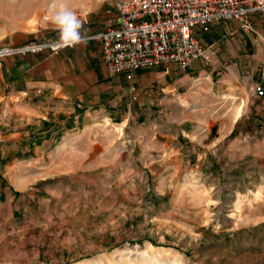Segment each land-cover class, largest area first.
Returning <instances> with one entry per match:
<instances>
[{
  "label": "rangeland",
  "instance_id": "374dc122",
  "mask_svg": "<svg viewBox=\"0 0 264 264\" xmlns=\"http://www.w3.org/2000/svg\"><path fill=\"white\" fill-rule=\"evenodd\" d=\"M67 2L79 19L109 4ZM49 3L0 0V106L32 98L8 84L22 58L57 53L19 52L58 41ZM156 109L166 156L132 127L119 140L92 128V159L82 142L58 155L0 137V264H264V126L208 89L182 111Z\"/></svg>",
  "mask_w": 264,
  "mask_h": 264
},
{
  "label": "crops",
  "instance_id": "0c3cea01",
  "mask_svg": "<svg viewBox=\"0 0 264 264\" xmlns=\"http://www.w3.org/2000/svg\"><path fill=\"white\" fill-rule=\"evenodd\" d=\"M86 20L82 29L90 37L86 45L21 59L19 73L8 84L26 90L32 98L11 103L18 93L3 95L0 137L22 135L17 140L21 144H36L37 149L51 144L58 155L76 151L82 142L89 146L84 156L92 159L93 149L99 153L95 141H91L92 128L99 126L105 130L106 126H112L119 140L132 127L151 139V143H161L159 149L166 156L168 151L171 154L172 138L162 134L166 139L158 142L157 137L165 126L151 121L160 112L156 107L163 106L168 112L182 111L189 100L197 101L206 89L220 103L231 100L237 103L264 126V96L257 97L253 92L257 83L264 90V13L252 15L253 32L245 31L236 21H229L218 22L208 33L198 34L201 44L213 50L208 66L193 61L184 72L174 66L158 67L139 71L130 81L123 75L108 72L100 44L91 39L94 34L117 25L110 4L90 9ZM32 99L35 103H30ZM100 114L107 116L105 126L87 119ZM141 115L147 122L136 124L134 120ZM51 116L57 117L49 120ZM58 137L60 140L56 142ZM62 145L67 147L64 149ZM74 145L77 148H72Z\"/></svg>",
  "mask_w": 264,
  "mask_h": 264
},
{
  "label": "built area",
  "instance_id": "2783aa9c",
  "mask_svg": "<svg viewBox=\"0 0 264 264\" xmlns=\"http://www.w3.org/2000/svg\"><path fill=\"white\" fill-rule=\"evenodd\" d=\"M109 3L117 25L94 34L101 46L102 61L111 74L126 80L144 70L174 66L186 71L193 61L211 63L213 50L201 44L197 35L206 34L218 22L236 21L253 32L252 15L264 13V0H96ZM82 25L86 17H80ZM63 48L58 41L25 47L20 53ZM8 53V52H6ZM253 92L264 96L260 84Z\"/></svg>",
  "mask_w": 264,
  "mask_h": 264
},
{
  "label": "clouds",
  "instance_id": "9594fccd",
  "mask_svg": "<svg viewBox=\"0 0 264 264\" xmlns=\"http://www.w3.org/2000/svg\"><path fill=\"white\" fill-rule=\"evenodd\" d=\"M48 15L58 31L60 47H76L87 44L90 37L82 31V22L75 11L69 7L67 0H50Z\"/></svg>",
  "mask_w": 264,
  "mask_h": 264
}]
</instances>
